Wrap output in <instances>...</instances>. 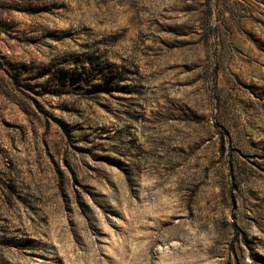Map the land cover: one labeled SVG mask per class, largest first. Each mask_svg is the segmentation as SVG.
Instances as JSON below:
<instances>
[{"label":"rangeland","instance_id":"rangeland-1","mask_svg":"<svg viewBox=\"0 0 264 264\" xmlns=\"http://www.w3.org/2000/svg\"><path fill=\"white\" fill-rule=\"evenodd\" d=\"M0 264H264V0H0Z\"/></svg>","mask_w":264,"mask_h":264}]
</instances>
